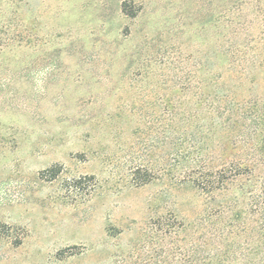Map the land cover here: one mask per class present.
Masks as SVG:
<instances>
[{
	"label": "rangeland",
	"instance_id": "obj_1",
	"mask_svg": "<svg viewBox=\"0 0 264 264\" xmlns=\"http://www.w3.org/2000/svg\"><path fill=\"white\" fill-rule=\"evenodd\" d=\"M263 21L264 0H0V264H194L227 218L162 168L165 101Z\"/></svg>",
	"mask_w": 264,
	"mask_h": 264
},
{
	"label": "trees",
	"instance_id": "obj_2",
	"mask_svg": "<svg viewBox=\"0 0 264 264\" xmlns=\"http://www.w3.org/2000/svg\"><path fill=\"white\" fill-rule=\"evenodd\" d=\"M227 42L225 50L210 52L206 68L186 74L176 99L165 101L176 141L163 152L162 168L178 172L227 218L192 238L194 264H210L214 256L218 263L224 256L264 264V30ZM171 154L174 162L168 163ZM135 173L141 184L155 174L146 167ZM244 213L254 215L253 225H241ZM177 233L162 230L163 237ZM208 250L214 256L206 259L202 253Z\"/></svg>",
	"mask_w": 264,
	"mask_h": 264
}]
</instances>
